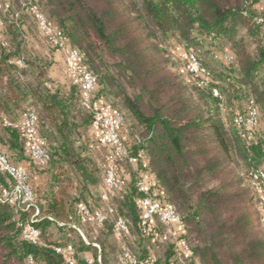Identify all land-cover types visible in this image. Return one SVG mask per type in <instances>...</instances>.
<instances>
[{"label": "trees", "instance_id": "obj_1", "mask_svg": "<svg viewBox=\"0 0 264 264\" xmlns=\"http://www.w3.org/2000/svg\"><path fill=\"white\" fill-rule=\"evenodd\" d=\"M263 1L41 0L48 18L96 73V99L123 117L122 137L135 161L116 165L122 181L119 209L113 204L118 214L136 227L144 195L138 181L153 174L151 187L180 215L199 264H264L260 194L249 184L251 170L264 169V35L252 19ZM10 29L12 43L0 38V149L17 164L32 159L24 132L14 124L34 109L50 154L37 169L50 180L42 191L27 168L34 202L16 210L1 198L14 182L0 171V264H29L30 257L34 264H89L86 258L97 259L99 249L69 223L82 225L80 205H94L93 189L102 191L105 184L108 157L107 165L95 161L90 142L77 138L94 125V113L83 106L77 83L66 79L60 86L50 78L55 49L26 58L19 26L10 23ZM173 40L207 68L204 84L203 77L186 78L174 69ZM226 49L231 60L224 58ZM251 101L260 115L255 139L247 142L235 119ZM21 222L42 230L39 243L23 239ZM68 243L76 250L71 263L56 250Z\"/></svg>", "mask_w": 264, "mask_h": 264}, {"label": "built area", "instance_id": "obj_2", "mask_svg": "<svg viewBox=\"0 0 264 264\" xmlns=\"http://www.w3.org/2000/svg\"><path fill=\"white\" fill-rule=\"evenodd\" d=\"M18 1L22 10L32 18L42 35L44 41L62 52L68 81L75 82L80 86L82 93L81 101L83 106L94 113V124L101 130V141L109 150L108 168L104 174L105 184L100 192V206L83 203L79 207V215L82 225H72L89 244L99 249L97 259L87 257L89 264H104L102 260V248L96 242H89L85 234L88 227L93 234H99L109 221H113V235L123 243L116 264H199L197 257L187 239L186 230L182 224L180 215L175 210L164 194L157 188L155 181H147L140 178L138 186L144 195L138 203L139 220L136 227L131 219L125 215L118 214L117 208L111 203L112 196L122 189V181L116 170L118 162L129 161L133 163L131 155L121 133L123 123L122 115L110 104H97L96 92L98 78L96 73L87 65L82 63L79 52L72 48L63 32L58 29L48 18L41 6V0H0V10L9 11L11 4ZM252 19L263 28L264 35V5L260 12L253 14ZM224 58H233L231 51L226 49ZM23 65V60H17ZM185 71L189 78L198 79L203 77L204 84L208 78V70L194 52L188 54L185 63ZM214 94L219 95L217 88ZM260 110L254 101H251L245 110L236 116L235 122L242 129V136L250 142L255 139V133L259 125ZM20 128L27 139L28 150L32 159L41 167H45L49 160L47 141L42 137L39 128V121L34 109L24 110L17 122L14 124ZM0 171L13 180V186L3 191L2 199L13 204L16 210L29 206L34 202V192L31 185V173L20 164L15 163L7 154L0 149ZM250 186L260 194L258 208L262 212L264 222V169L251 170L249 175ZM38 213L32 216L31 221ZM65 226V223H60ZM22 226V237L33 243H39L42 237V230L31 222L20 223ZM138 241L146 242L148 252L142 256L131 246ZM165 244L169 247L168 255L160 256L153 252L152 245ZM57 252L64 255L66 261L71 263L75 260L76 250L73 243L59 245ZM29 264H34L33 257H30Z\"/></svg>", "mask_w": 264, "mask_h": 264}, {"label": "rangeland", "instance_id": "obj_3", "mask_svg": "<svg viewBox=\"0 0 264 264\" xmlns=\"http://www.w3.org/2000/svg\"><path fill=\"white\" fill-rule=\"evenodd\" d=\"M10 23H15L20 28V39L22 38L23 46L28 50V53L25 55L26 58L43 56L44 54L48 55L49 53H51L50 51L52 50H50L49 45L44 41L35 22L22 10L21 6L17 2H13L11 4L9 11L0 10V38L6 41L7 43H12L13 39V32L10 29ZM170 52L175 62L173 65L174 69L178 72H181L184 77L187 78L188 75L185 71V62L186 56L189 54V51L183 46V44H181L177 40H173L170 45ZM80 132L81 135H77V138H80V144L84 141L90 142L92 146V156L94 160L107 165L106 158L108 157L110 152L108 148L102 143L101 137H92V135L89 133V129H81ZM126 172L130 174V170L127 169V167ZM93 194L94 197L96 195L94 199L95 201L93 202L94 206H100L102 204V202L100 201V189H93ZM119 198L120 197L117 194L112 196L111 203H115L118 205L120 201ZM112 228L113 221H109L104 232L98 237L95 236V234H92L91 230L88 227H86L85 231L87 239L90 242L98 243L102 249V241L105 243L107 262L104 264H116L117 257L123 247V243L114 237ZM53 230L58 237H61L62 232H60L57 227H54ZM131 247L142 256H144L148 252L146 242L138 241L137 243L132 244ZM152 250L154 253L160 256L168 255L170 253L169 247L165 244L152 245Z\"/></svg>", "mask_w": 264, "mask_h": 264}, {"label": "crops", "instance_id": "obj_4", "mask_svg": "<svg viewBox=\"0 0 264 264\" xmlns=\"http://www.w3.org/2000/svg\"><path fill=\"white\" fill-rule=\"evenodd\" d=\"M262 4L264 5V1L262 2ZM53 56L55 62L53 66L50 68V78L53 79L57 85L62 86L63 83L66 82L65 64L63 60V55L61 51L55 50L53 52ZM96 102L98 105L107 103L104 99H100V98L97 99ZM89 133L94 138L101 137V130L95 124L89 128ZM20 165L31 170L33 174V180L35 181L37 186L40 187L42 191H45L48 188L49 180H50L49 173L41 169H37V163L33 159H29V158L22 159L20 161ZM145 178L147 181H153L154 176L153 174L150 173V174H146Z\"/></svg>", "mask_w": 264, "mask_h": 264}]
</instances>
